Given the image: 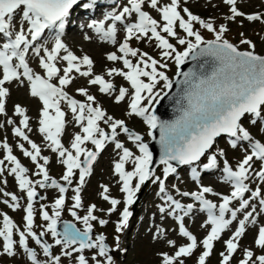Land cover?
Returning a JSON list of instances; mask_svg holds the SVG:
<instances>
[{
    "label": "snow or ice",
    "instance_id": "6c2138e0",
    "mask_svg": "<svg viewBox=\"0 0 264 264\" xmlns=\"http://www.w3.org/2000/svg\"><path fill=\"white\" fill-rule=\"evenodd\" d=\"M181 2L182 0H170L168 3L161 4L160 0H127V4L118 13L113 11L108 14L107 19L112 23L107 29L103 22L93 21L89 25L103 40L116 45L117 23L123 24L125 36L117 48L120 54L111 52L107 55L109 61L122 62V68L108 69L107 76L122 77L130 86V92L129 87L121 86L117 89L115 84L106 80L104 76L94 75L93 60L88 55L78 57L62 41L61 35L65 24L73 7L78 5V0H0V114L6 113L5 98L9 95V89L5 85L19 82L23 86L27 81L30 95L38 98L42 103L38 130L49 142L48 147L53 153L58 154L60 162L66 168L61 179L70 186L73 183L74 170H79V183L73 189L74 204L70 211L71 215L77 221H82L85 226L81 231L74 224L65 223L63 232L57 230L65 205L64 194L69 188L49 176L46 167L49 164V158L41 155L40 147L24 131L25 129L31 131L29 117L26 115V109L16 105L15 114L22 119L21 126L14 127L13 133L31 146V151L26 149L24 144H20L19 148L23 155L29 157L36 165L38 169L36 175L42 176V179L36 181L29 179L28 169L13 155L12 148L6 142L0 145L7 153L4 159L0 160V175L5 170L3 166L4 161L7 160L12 165L9 174L14 175L19 188L26 192L27 196L23 230L18 229L9 216L3 215V226L0 227L3 253L8 256L16 255L14 247L18 243L31 264H62V257L72 258L74 254H76V264H116L110 253L117 250L126 251V249H120L119 236L116 237L115 249L109 247L103 234L93 239L92 222L98 221L101 226L108 223L107 220L98 219L94 214L96 205L88 207L87 214L82 217L75 211L82 207L80 193L85 184V178L92 172L93 163L105 148L106 143L112 142L115 149L122 153L119 155V160L114 163V171L122 183L120 190L125 194V207L116 225V232L120 233L128 226L129 218L132 216L129 208L136 202V195L141 186L151 180L159 184V193L163 194L167 205V207H159L160 213L173 216L178 222L179 235L188 241L184 245L177 246L174 240L168 239L167 244L176 250L172 254L160 253L161 264H185L184 258L192 256L201 245L203 251L198 257L197 264H206L207 258L212 254L214 242L221 239V234L234 221H238V227L231 237L224 241L226 252L220 253V264H230L239 247L240 238L246 233V225L249 222L253 225L257 223L256 216L259 213L257 205L252 203L253 200L258 201L259 212L264 213V193L260 187L252 190L248 183L252 180L264 182V142L254 139L249 128L243 124L247 116L251 125L260 124V130L264 131V56L256 54L255 45L246 38L241 39L240 43L248 45L249 50H240L237 45L224 38L228 31L226 25L221 24L218 28L215 27L211 20L201 19L188 7L181 8ZM184 2L186 3V0ZM223 3L229 6L230 15L226 19L230 22L242 18L249 22L264 23V13L246 14L238 8V0H223ZM89 6L84 4L85 8ZM146 6L159 14V21L144 10ZM17 19L20 21L19 24L14 23ZM196 24L214 33L215 38L205 40L200 31L196 30ZM177 29L182 30L185 35L179 36ZM46 30L55 33L54 46L51 48L37 43L41 41ZM240 35L243 37L244 34ZM169 38H175L177 44L184 46L183 50H178ZM133 39L147 43L154 42L155 47L160 50L161 60L155 59L148 52L130 46V41ZM30 50L38 57V64L43 70V75L34 72L29 66L27 56ZM189 58L193 60L204 58L206 61H212L215 67L210 75L181 71V66ZM167 60L175 63L176 76L183 77V80H173L162 70L168 68L167 62H162ZM60 61L66 63L63 69L57 66ZM73 73L90 78L88 83L99 85L101 93L111 95L117 92L114 96L117 104L130 96L127 115L141 117L150 130L159 129V142L163 149L160 163L166 166L164 179L154 176L151 170L153 155L140 134L130 130L123 119H116L98 105L94 106L96 98L88 93L87 88L77 89L81 96L86 97V102L73 98L65 91V88L75 79ZM54 79L57 83H53ZM161 82H163V89L168 90L172 89L174 83L184 85L183 95L176 101L180 106V115L171 123L161 121L152 108L153 103L158 104L164 96L168 95L167 92L161 94V91L156 90ZM61 102L67 104L73 119L81 129L71 141V150L61 142L66 126V113L61 109ZM101 121L107 125L110 132L100 127ZM7 123L14 122L9 119ZM120 133L126 134L128 140L135 144L139 155H135L119 141ZM148 134L155 139L153 131H149ZM224 135L230 138L229 143L232 149L246 142L245 155L235 169L227 159L223 160V181L231 185L233 190L230 195H220L215 193L212 187L204 186L201 183L198 166L191 168V179L200 185L199 190L179 193L184 197H191L199 203L201 211L207 212V225L211 226L210 231L202 241L198 242L197 237L184 224L185 217L193 212L195 206L184 205L172 195L167 194L165 180L169 174L177 172L172 161L180 165L192 166L198 165L203 158L206 160L202 165L204 171L217 169L218 158L226 154L222 149L218 152L212 150L217 138ZM86 142L94 145L95 150L83 147ZM257 162L260 163L258 170L254 168ZM127 163L133 165L131 171L126 170ZM134 180L137 181L135 184H133ZM37 186L54 188L60 193L51 206V215L45 210L46 206L41 205V217L48 223L45 230L39 234L33 231L34 202L38 196ZM102 188V198L110 203L111 208L108 212L112 213L116 211L121 201L107 195L109 191L107 186ZM246 193H250L248 198H245ZM206 194L220 195L222 202L217 205L207 199ZM3 195L10 196L12 203L7 200L4 203L13 210L20 207L19 198L15 194L3 192ZM44 198L40 197V199ZM233 201H237L239 206H231ZM226 214L230 218H226ZM238 214H242L243 218L238 219ZM14 230L19 234L18 241L13 238ZM48 233L55 238V245L61 246L60 255H54L53 245L42 239ZM164 236L165 229L157 228L153 238L160 239ZM29 238L39 245L47 260L41 261L37 252L29 247ZM254 243L257 248L264 250V225L258 228ZM86 249L95 250L91 260L83 254ZM239 264H264V254L254 257L253 251L246 248L244 258L239 261Z\"/></svg>",
    "mask_w": 264,
    "mask_h": 264
},
{
    "label": "rangeland",
    "instance_id": "374dc122",
    "mask_svg": "<svg viewBox=\"0 0 264 264\" xmlns=\"http://www.w3.org/2000/svg\"><path fill=\"white\" fill-rule=\"evenodd\" d=\"M220 1V2H219ZM250 0H238V8L243 11L246 14H252V13H264V5L258 9L256 12H251L252 8L248 5ZM161 4H165L170 2V0H160ZM219 2V3H217ZM259 2H264V0H259ZM119 3V4H118ZM211 4L217 3V5ZM84 4H89L90 0H83L78 2L77 6H74L73 10H71L70 13L78 11V6H84ZM113 4L115 3H106ZM116 4L119 5V8L115 12H119L122 10L123 6L127 4L126 0H117ZM188 7L190 11L199 16L201 19L204 20H211L214 23L215 27H219V25L224 24L227 26L228 31L225 33V39H227L229 42L233 43L234 45H237L240 50H249L248 45L241 44V39H249L252 41V43L255 45V53L258 55L264 54V23L260 21L255 22H249L246 19L237 18L236 21L230 22L226 19L228 15H230L229 6L225 5L222 0H186V3L184 0L181 2V8ZM145 11H148L150 15L153 16V18L160 20L159 14L150 7H145ZM113 11L108 10L106 14H109ZM95 13H99V10H96ZM183 14V13H182ZM99 14H97L98 16ZM105 15V14H104ZM96 16V15H93ZM97 16L93 21H97ZM69 19V18H68ZM87 22L84 20H78L77 22L71 21V24L77 25V27L83 28V26L88 27V31H83L80 33L78 40L82 41L83 47L85 49V53L82 54L79 51H76L73 49V47L70 46V44L67 45L69 50H71L75 55L78 57H82L84 55H88L94 62L93 66V73L94 75H102L106 80H109L113 82L118 89L121 86L129 87L126 81L122 77L119 76H113L109 77L107 76V70L110 68H122V63L112 62L107 59V55L111 52H117L118 44L120 42H117L116 45H112L108 48H102L101 44L99 43V40L93 36L91 28L89 25L91 22ZM14 23L19 24V19L15 20ZM196 30L200 31L201 35L204 37L205 40H212L214 39V33L208 32L206 29H203L199 26V24L195 25ZM121 29V26H120ZM179 36L183 37L185 34L182 32V30L177 29ZM243 33V37L240 35ZM64 34V33H63ZM71 35V34H70ZM91 38L90 41H87L86 38ZM70 38L71 43H76L75 39H73L70 36L61 35L62 41L68 42L66 39ZM124 39V37L122 38ZM170 42L173 43L178 50H183L184 46L177 44V41L175 38H169ZM48 40L43 38V41H38L37 43H42L44 47L51 48L54 46L53 43H48ZM123 41V40H122ZM81 42V43H82ZM93 46V49H95L97 55L91 50V46ZM130 46L134 48H139L141 51L148 52L151 56H153L157 60H161L160 56V50L155 47V43H147L145 41H137L135 39L130 41ZM96 47V48H95ZM92 52H90V51ZM120 54L119 52H117ZM63 54V53H61ZM80 54V55H78ZM134 59V58H133ZM29 66L34 70V72H42V69L39 67L38 64V57L35 56V54L30 51L29 56L27 58ZM167 62L168 68L162 69L166 72V74L169 76V78H173L175 75L177 69L176 65L172 60L162 61ZM58 67L63 69V67L66 66V63L63 61L58 62ZM62 74V73H61ZM75 76V79L73 83L65 88V91L69 93L70 96L73 98L81 101L86 102V97L81 96L77 89L78 88H87L88 93L90 95H93L96 98V104L94 106L101 107L108 115L113 116L116 119H123L126 122L127 127L132 130L135 133L140 134L143 137V141L147 142L151 139V136L148 134L149 131H152L149 129V127L143 122V119L141 117H129L127 115L128 111V104L131 100L130 96H127L124 101L117 104L114 100V96L117 94V92H113L111 95L101 93L99 91V85H90L88 83V80L90 78L87 77H80L78 74L73 73ZM54 83H57V81L54 79ZM24 86H20L19 82H12L5 85L9 89V95L7 96V105H6V113L0 116V125H3V127H0V145L3 143H7L12 148V153L17 156L18 159L21 160V164L29 168L31 170V173L29 175L30 179L33 181L42 179V176L36 175L38 172V169L36 165L31 161L29 157H25L19 148L20 144H24V147L31 151V146L24 141L22 138L17 137L13 133L14 127H20V120L22 117L15 114V106L20 105L24 109H26V115L29 117V128L25 129V132H30L27 134L29 138L36 143L40 149H41V155L47 156L50 155L52 159H49V164L46 165L49 176L53 179H56L59 183L65 184L69 188L68 192L65 193V205L61 212V216L59 220H70L76 224V227L80 229L81 231L84 230V224L82 221H77L72 215L71 211L73 209L74 201L72 200V197L75 195V192L73 189L78 186L79 183V170H74V176H73V183L72 185H66V182H64L61 177L63 173L65 172L66 168L65 166L60 162V157L57 153H53L51 149L48 147L49 142L46 141L43 137V135L39 132V120H40V113L42 110V103L39 101L38 98L32 97L29 93V87L27 84V81L24 82ZM21 87V88H19ZM157 91H161V94L166 91V89H163V82L157 85ZM156 103H153L152 108H154V105ZM61 109L66 113L65 115V121L66 126L64 133L61 136V142L64 144L66 148L71 150V141L74 138L75 134L79 133L81 131L79 125L75 122L73 119V114L71 113L70 109L68 108L67 104L64 102H61ZM11 119L14 123L8 124L7 121ZM243 124L246 128H249L251 134L253 135L254 139H259L261 142H264V131L260 130L261 126L260 124H257L255 126L250 124L249 118L246 116L243 120ZM100 127L104 128L106 132H110V129L103 123V121L100 122ZM118 139L120 142L124 143L125 147H128L135 155H139V150L136 148L135 144L128 140L127 135L124 133H120L118 136ZM230 138L228 137H219L217 138L216 144L214 145L213 152H218L219 150H224L225 156L218 158V168L211 171H204L203 170V163L206 162L202 158L201 162H198V165H180V167L177 169L176 173H173L172 177L167 178L165 180V186L167 194L172 195L177 200H179L181 203L187 204H193L195 207L193 209V213L190 218L185 220V227L192 232L193 235L197 237V241H202L205 236L210 231V225H207V212L200 210V205L198 202L194 201L191 197H184L180 195L179 193L182 192H195L199 190L200 185L194 182L191 179V168L193 166H198V170L200 171L201 175V183L204 186H209L213 188V191L215 193H219L220 195H230L231 191L233 190L231 185L229 183H225L223 181V173H222V167H223V160L227 159L229 164L235 169L238 165V163L243 159L245 155L244 147L245 144L241 145L240 147L236 149H232L229 143ZM112 144V150L116 153L122 154L120 150L115 149L114 143L110 142ZM134 144L130 145V144ZM48 148L47 151L42 150V148ZM83 147L89 149V150H95V146L92 145L90 142H86ZM104 149L100 152V154L97 157V160L93 163L92 166V172L89 176L85 178V184L81 190V200H82V207L79 209H75L77 214L79 216H84L87 214V209L91 205H96V211L94 214L98 217V219H104L107 220L108 223L106 225L101 226L98 221H94L93 223V230H92V237L95 239L97 235L103 234L106 237V243L109 245L110 248L115 249L116 248V237H120V249H126V251H113L110 254L113 255L114 260L116 261V264H161L162 257L159 255L160 253L167 252L169 254L174 253L176 249L170 247L167 244V240L171 239L176 242L177 246L184 245L188 243L187 239L185 237L179 238V232L177 229L176 220L173 216H168L165 214H161L159 211V207L164 206L167 207L165 199H163V194L159 193V184L153 183L151 180L147 181L144 185L141 186L140 191L136 195V202L130 206L129 210L134 212L135 208L141 207L143 208L147 203L150 202L152 204V207L150 208V213L148 215V220L145 223L144 226L139 227V214L135 217V221H131L129 218L128 226L120 233L116 232V225L121 219V213L123 211V208L125 207L124 199L125 194L121 192V186L122 183L119 181L117 184V187L114 190L111 189V182L109 181V178H107L106 173H100V162L103 160V156L106 155ZM6 151L3 147H0V160H3L6 156ZM161 158V157H160ZM83 160V156L81 157ZM119 160L118 158H107L105 161H111L113 166L116 161ZM40 163H43V161H39ZM129 164L128 171H131L133 169V165L131 163ZM4 172L2 175H0V227L3 226V213H6L7 216L11 218V220L17 225V228L20 230L24 229L25 221L23 217L26 215L24 212V209L27 207V196L26 192L22 191L17 181L15 180L14 175L9 174V169L12 167L10 162L7 160L4 161ZM166 166L158 163L154 176L160 177L161 179H164V168ZM260 167V163L257 162L254 164V168L257 170ZM34 171V172H33ZM119 178V177H118ZM6 181V183H5ZM137 181H133V184H135ZM249 186L252 190H255L256 187H260L262 190V193H264V182H259L256 180L249 181ZM102 186H107L109 189V193L115 194V198L122 197L123 202H121V211L117 215L114 213H109L108 209L111 208V205L108 201L104 200L102 198L101 193L103 192ZM38 192V196L34 202V225H33V231H35L37 234H39L41 231H44L46 228V225L48 222L44 221L41 217V205L46 206V209L49 214H52V204L54 203L55 199H57L60 195L57 189L54 188H39L37 186L36 188ZM179 190V191H177ZM18 191H21V194H18ZM3 192H8L15 194L19 200L20 207L18 209L13 210V208L9 207L8 204L4 203L5 200L9 201V203H12L10 196L6 197L3 195ZM220 195H213V194H206V198L211 200L213 203H216L219 205V203L222 202L220 199ZM143 196V200H142ZM250 196V193L245 194V198H248ZM40 197H45L44 199H40ZM253 204L257 205V211L259 213V205L258 201L253 200ZM238 207V202L233 201V205ZM250 210V209H249ZM257 223L253 225L251 222H249L246 225V233L243 237L240 238L239 247L236 251V253L233 255L232 260L230 261V264H239V261L244 258V249L249 248L253 251L254 257L257 255L264 254V250H261L255 246L254 240L258 232V228L261 225H264V216L257 218ZM226 218H230L226 214ZM243 215L238 214V219H242ZM186 219V218H185ZM2 220V221H1ZM59 222V221H58ZM187 224V226H186ZM160 226H163L165 228L172 229V231L165 232L164 239H154V234L156 233V229ZM204 225V226H202ZM59 227V226H58ZM148 227H152L153 231L148 233ZM238 227V221H234L232 225L229 226L228 229H226L221 234V239L214 242L213 251L209 258H207L206 264H220L221 262V252H226V245L224 241L229 239L232 235V233L235 231V229ZM64 230V226L62 227V231ZM61 231V232H62ZM148 236H142L143 234H147ZM167 235L169 237H167ZM14 240H19V234L17 231L14 230L13 235ZM45 242L52 244V252L54 255H60L62 252L61 246L55 245L54 241L55 238L51 236L50 233L46 234L42 238ZM2 245H3V239L0 238V263L2 264H31V261L28 259L26 253L23 251V249L17 245L14 247V251L16 252V255L14 256H8L7 254L3 253L2 251ZM29 247L34 249L37 252L38 258L41 261H45L48 258L44 257L42 249L33 241L31 238H29ZM95 250H89L86 249L83 253L89 260H91V256L93 255ZM203 251L202 245L198 246L197 250L194 252V254L190 257L184 258L185 264H197V260L201 252ZM75 255H73L72 258L62 257V264H76Z\"/></svg>",
    "mask_w": 264,
    "mask_h": 264
},
{
    "label": "bare ground",
    "instance_id": "6f19581e",
    "mask_svg": "<svg viewBox=\"0 0 264 264\" xmlns=\"http://www.w3.org/2000/svg\"><path fill=\"white\" fill-rule=\"evenodd\" d=\"M80 1L81 0H78V2H80ZM114 1L115 0H90V3L92 4L91 7L85 8L84 6H78V11L77 12L70 13L69 19L66 22V29L64 30L65 33L62 34V35H66V36L72 37L73 39H75L76 43H71V39L68 38V39H66L68 42H65V44L66 45L70 44V46L73 47V49H75L76 51H79L80 53L84 54L85 53V49L83 47L84 43L82 41L78 40V37H79L80 33H82L83 31H88V28H86L85 26H83V28L77 27V25L71 24V21H74V22L76 21L77 22L78 20H81V19H83L85 21L93 20L95 17H90V16L91 15H95L96 14L95 13L96 10H99V12H101V11L104 12L106 7H108L109 10H115L117 8L116 3H115V5H113V4L104 5V3H113ZM126 2H127V0H126ZM219 2H217V3H219ZM217 3H214V4L210 3V6L217 5ZM248 5L250 6V8H252L251 12H256L258 9H260L264 5V2L260 3L259 0H250ZM100 14H102V13H100ZM43 37H45V39L48 40L47 41L48 43H53L54 42V38H55V33L53 31L46 30V32L42 36V39H43ZM96 37L97 38L100 37L99 39H100V44H101L102 48H108V47L112 46L111 42H107V41L103 40L101 38V36H99V37L96 36ZM86 39H87V41L91 40L90 37L86 38ZM121 40H122L121 38H118V41L121 42ZM93 46L94 45L91 46V50H93V52L97 55V53L95 52L96 50L93 49ZM78 55H80V54H78ZM19 88H21V87H19ZM129 90L131 92V89H129ZM29 133L30 132H28V131L26 132V134H29ZM130 145L134 146V144H132V143ZM111 148H112V144L110 142L106 143V146L104 148V151H105L106 155L103 156V158H102L103 160H101V162H100V173H103V174L106 173V176H107V178H109V181H112L111 184H110L111 189L115 191V189L117 187V184L119 183L120 180L118 178V175L114 171V166H113L112 162L111 161L106 162L105 160L107 158H113L114 156H115V158H118L120 154L116 153V151L114 152ZM47 149H48L47 147L46 148H42L43 152L47 151ZM48 158L52 159L50 155H48ZM129 167H130L129 164L127 163L125 165L126 170H128ZM27 169H28L27 176L30 179L29 175L32 174V173H31V170L29 168H27ZM171 176L172 175L169 174V176L167 178H170ZM119 186H120V183H119ZM18 194H21V191H18ZM107 195H109L111 198H115V194H111V193H109V191H108ZM116 199H118L121 202H123L122 197H117ZM142 200H143V196H142ZM151 207H152V204H150V202L147 203L143 208H141V207L137 208L136 207L134 212H133V214H132V216L130 217V220L132 222L135 221V217L139 214V219H138L139 227L144 226L145 223L148 220V215L150 213V208ZM120 211H121V204L118 205L116 211H114L112 213L117 215L118 213H120ZM192 213L189 216L186 217L187 222H188V218L191 217ZM259 216L263 217L264 213L259 212L257 218H259ZM151 228L152 227H148V233L153 231V229H151ZM158 228L165 229V232H167V233H168V231H170V232L172 231V229L165 228L163 226L159 227V225H158ZM148 233L147 234H143L142 236H146L147 237ZM164 237H162V238L164 239ZM167 237H169V236L167 235ZM179 238H181V236H179ZM156 240H158V239H156Z\"/></svg>",
    "mask_w": 264,
    "mask_h": 264
},
{
    "label": "water",
    "instance_id": "95a60500",
    "mask_svg": "<svg viewBox=\"0 0 264 264\" xmlns=\"http://www.w3.org/2000/svg\"><path fill=\"white\" fill-rule=\"evenodd\" d=\"M214 67L215 65L212 61H206L204 58H201L200 60H193L189 58L185 62V64L181 66V71L183 72L193 71L197 75H200L201 73L205 75H210ZM176 79L183 80V77H177L175 74L173 80H176ZM183 87L184 85L182 84L177 85L176 83H174L171 90H168V89L166 90L168 95L164 96V98L160 100L158 104H156L154 108L155 114L158 116V118L161 121L171 123L174 120H176L177 117L180 115V112H179L180 106L176 103V101L183 95L182 93ZM153 135L155 136V139H153L152 137V139L147 143L153 155V163L151 165L152 171H154L158 163H160V157L163 153V149L159 142L160 134H159L158 128L153 130ZM171 163L176 168L180 167V164H178V162L172 161ZM65 223L74 224L76 226V224L72 221L60 220L57 225V230L59 232L62 231V227L64 226Z\"/></svg>",
    "mask_w": 264,
    "mask_h": 264
}]
</instances>
